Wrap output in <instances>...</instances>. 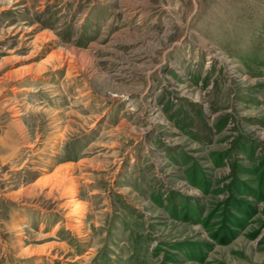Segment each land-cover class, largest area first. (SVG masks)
Here are the masks:
<instances>
[{"label": "rangeland", "instance_id": "obj_1", "mask_svg": "<svg viewBox=\"0 0 264 264\" xmlns=\"http://www.w3.org/2000/svg\"><path fill=\"white\" fill-rule=\"evenodd\" d=\"M0 264H264V0H0Z\"/></svg>", "mask_w": 264, "mask_h": 264}, {"label": "bare ground", "instance_id": "obj_2", "mask_svg": "<svg viewBox=\"0 0 264 264\" xmlns=\"http://www.w3.org/2000/svg\"><path fill=\"white\" fill-rule=\"evenodd\" d=\"M18 91H20V90H18ZM71 191H72V190H71ZM71 201H75V199L73 198ZM75 202H77V201H75ZM81 217H82V216H78V218H75V219H76L75 221H76L77 224L82 222Z\"/></svg>", "mask_w": 264, "mask_h": 264}]
</instances>
